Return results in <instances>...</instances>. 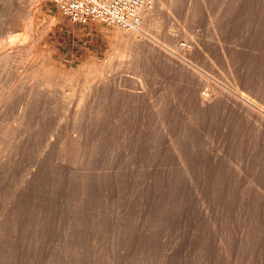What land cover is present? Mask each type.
<instances>
[{"label": "rangeland", "instance_id": "obj_1", "mask_svg": "<svg viewBox=\"0 0 264 264\" xmlns=\"http://www.w3.org/2000/svg\"><path fill=\"white\" fill-rule=\"evenodd\" d=\"M160 1L172 63L141 49L86 86L115 27L0 0V92L52 82L0 103V264H264V111L228 94L264 108V0Z\"/></svg>", "mask_w": 264, "mask_h": 264}, {"label": "bare ground", "instance_id": "obj_2", "mask_svg": "<svg viewBox=\"0 0 264 264\" xmlns=\"http://www.w3.org/2000/svg\"><path fill=\"white\" fill-rule=\"evenodd\" d=\"M37 3H39L38 1L39 0H35ZM155 3V2H154ZM43 4V3H42ZM159 4H161V1L160 0H158V5ZM25 5V4H24ZM38 6V5H37ZM154 7V6H153ZM152 7V9L151 10H149V11H146L145 13H144V15H143V19H142V21H141V23H140V25L138 26V28H136V29H133V30H124V29H121V28H118V27H115V29H114V33H113V37H114V44H115V46H114V49H115V54L113 55V54H109L108 56H107V58L98 66V67H96V68H94L93 70H92V72H90L89 73V75H87V78H84L85 79V85L86 86H89V83L90 82H92V81H94L95 79L97 80V79H100V81L99 82H97L96 80V82H97V86H101L102 84H104L106 81H104V79H103V76H104V74L106 73V72H108V71H112L114 68H118V67H122V66H124V64L125 63H130V62H132V60L134 59V57L136 56V55H138L139 54V52H140V50L141 49H146L148 52H150V53H153V54H156L157 56H159V57H162V59H164L165 61H167V62H169V63H172V61H173V59L174 58H176V57H174L173 55H172V53H168V52H165V54H161V52H159V50H157V48L156 47H159L158 46V44L157 43H159V41H157V40H155V39H153V37H150L147 33H145V29H146V27L149 25H153V23L152 22H154L155 21V19H156V17L158 16V9H156V7H155V9ZM32 8V7H31ZM29 10V9H28ZM157 10V11H156ZM160 22V21H159ZM156 23H157V21H156ZM155 24V23H154ZM157 24H160V23H157ZM148 26V27H149ZM159 26V25H158ZM155 27V26H154ZM17 30V29H16ZM16 30L15 31H13V32H16ZM27 30V29H26ZM149 30V29H148ZM168 30V29H167ZM171 31V30H170ZM17 32H19V31H17ZM22 33V32H21ZM24 33V32H23ZM36 33V32H35ZM16 35H17V33H15ZM14 34V35H15ZM20 33H18V35H19ZM26 35H27V33H25ZM25 35V36H26ZM8 36H10V35H8ZM22 36V35H21ZM36 36H37V34H36ZM27 37V36H26ZM39 37H41V35H39ZM21 38V37H20ZM23 38V37H22ZM16 39V38H15ZM18 39V38H17ZM41 39V38H40ZM19 40V39H18ZM25 40V39H24ZM16 42V41H15ZM15 42H14V44H15ZM35 43V42H34ZM5 44H6V42H5ZM30 44V43H29ZM159 44H161V43H159ZM41 45V44H40ZM13 46V45H12ZM30 46V45H29ZM32 46V45H31ZM30 46V47H31ZM162 46H164V45H162ZM162 46L160 47V48H162ZM168 46V45H167ZM175 46V45H174ZM10 47V46H9ZM24 47V46H23ZM37 47V46H36ZM185 47V46H184ZM26 48V47H25ZM168 48V47H167ZM178 48H180L179 46H178ZM188 48V47H187ZM10 49V48H9ZM32 49V47L30 48V49H28L27 48V51L28 52H30V54L32 55V53H33V51L31 50ZM169 49V48H168ZM170 49H172V47L170 48ZM169 49V50H170ZM175 49V48H174ZM185 49V48H184ZM183 49V50H184ZM13 50V49H12ZM20 50V49H19ZM173 50V49H172ZM175 50H177V49H175ZM10 51H11V49H10ZM25 51V50H24ZM36 53L38 54V55H42L43 56V54L41 53V51L39 52L38 51V49L36 48ZM167 51V50H166ZM174 51V50H173ZM20 52V51H19ZM18 52V53H19ZM175 52V51H174ZM177 52V51H176ZM178 53V52H177ZM176 53V54H177ZM21 54V53H20ZM19 54V55H20ZM179 54V53H178ZM177 54V55H178ZM183 54H184V52H183ZM34 55V54H33ZM227 55V54H226ZM11 56H13L12 54H11V52H4V53H2L1 55H0V61H2L3 63H7L10 59H11ZM22 56V55H21ZM36 56V55H35ZM34 56V57H35ZM41 56V57H42ZM178 56H180V55H178ZM223 56H224V54H223ZM14 57H16V56H14ZM181 58L182 57H184V56H180ZM180 57H177V58H180ZM24 58V57H23ZM185 58V57H184ZM18 59V58H17ZM21 59V57L19 58V60ZM14 60V59H13ZM24 60H25V58H24ZM135 60V59H134ZM178 60V59H177ZM181 60H183V59H181ZM186 60V59H185ZM17 61V60H16ZM16 61H14V62H16ZM180 61V60H179ZM184 61V60H183ZM27 62V61H26ZM44 63V62H43ZM92 63V62H91ZM173 63H175V62H173ZM4 64V65H5ZM93 64H95V62L93 63ZM184 64V63H183ZM127 65V64H126ZM126 65H125V67H126ZM136 66V65H135ZM7 66H1L0 67V69L1 70H4L5 68H6ZM87 67V66H86ZM85 67V68H86ZM138 69V68H137ZM194 69V68H193ZM51 70V69H50ZM185 70V69H184ZM9 71V70H8ZM14 71V70H13ZM17 71V70H16ZM188 71V70H187ZM10 72H11V70H10ZM15 72V71H14ZM13 72V73H14ZM51 72V71H50ZM50 72L48 71V68L46 69H43L42 68V66H35V67H32L30 70H28V69H25L23 72H19L16 76H15V78H14V82L12 83V85L11 86H9L7 89H4L3 91H1L0 92V103H6V102H8V101H10L14 96H15V94H16V91H19L20 92V89H21V86H24V78H25V80L26 81H31V80H33V79H35V78H40V80L42 79L43 81H44V83H50V81H49V79H51V78H49V74H50ZM127 72V71H126ZM189 72V71H188ZM200 72V71H199ZM16 73V72H15ZM83 73V72H82ZM84 74V73H83ZM198 74V73H197ZM195 75V74H194ZM200 75V74H199ZM111 76H113V75H111ZM83 77H85V76H83ZM200 77H202V76H200ZM109 78V77H108ZM204 78V77H203ZM56 80V79H55ZM200 80H201V78H200ZM72 81V80H71ZM202 81V80H201ZM204 81V80H203ZM39 82V81H38ZM37 83V82H36ZM52 83V82H51ZM50 83V84H51ZM95 84V83H94ZM237 84V83H236ZM221 85V84H220ZM35 86V85H34ZM60 86V85H59ZM66 86V85H65ZM84 86V85H83ZM208 86V85H207ZM213 86V85H212ZM31 87H32V85H31ZM50 87V86H49ZM119 87H121V86H119ZM216 87V86H215ZM222 87V86H221ZM220 87V88H221ZM28 88V87H27ZM71 88H73V87H71ZM211 88V87H210ZM218 88V87H217ZM236 88H238V87H236ZM36 89V88H35ZM40 89V88H39ZM38 89V90H39ZM122 89V88H121ZM142 89V88H141ZM203 89V88H202ZM41 90V89H40ZM83 90H85V89H83ZM87 90V89H86ZM126 90V89H125ZM211 90V89H210ZM235 89H233V91L232 90H230V92H232V93H228V94H232L231 96H232V98L234 99V102H235V104H237L238 106H240L241 108H243L244 110H246V111H248V112H252L254 115H256L255 114V112H253L254 111V107H257L258 109H259V111H264V110H262V109H264L263 107H259V104H258V102H256V100L255 99H252L249 95H247V94H245V93H243V92H241V90H237L236 89V91H234ZM26 91H27V89H26ZM118 91V90H117ZM132 91V90H131ZM135 91V90H134ZM139 90H137V91H135L136 93L138 92ZM214 91V90H213ZM219 91H221V90H219ZM227 91V90H226ZM229 91V90H228ZM70 92V91H69ZM119 92V91H118ZM212 92V91H211ZM222 92V91H221ZM72 93H74V92H72ZM71 93V94H72ZM80 93V92H79ZM78 93V94H79ZM95 93V92H94ZM140 93V92H139ZM218 93H220V92H218ZM223 93H226L225 92V90L223 91ZM247 93V92H246ZM227 94V93H226ZM33 95V90L31 89V88H29V90H28V96L30 97V96H32ZM74 95V94H73ZM137 95H139V94H137ZM140 95H141V93H140ZM200 95H203V93L201 94L200 93ZM199 95V96H200ZM256 95V94H255ZM82 96V95H81ZM80 96V97H81ZM204 97H202L201 96V98H202V103H206L207 101H208V99L207 98H205V96L206 95H203ZM208 96V95H207ZM214 96V95H213ZM218 96H219V94H218ZM222 96H223V94H222ZM69 97H67V99H68ZM83 98V97H82ZM210 98H211V96H210ZM70 99H72V97H70ZM226 99H228V98H226ZM64 100H65V98H64ZM210 100V99H209ZM213 100H215V98L213 99ZM29 101V100H28ZM65 101H67V100H65ZM81 102V101H80ZM201 103V104H202ZM81 104V103H80ZM209 104H211V102L209 103ZM235 104H233V105H235ZM258 104V105H257ZM206 105V104H205ZM147 106V105H146ZM156 106V105H155ZM202 106V105H201ZM207 106V105H206ZM0 107H1V105H0ZM239 107V108H240ZM156 108V107H155ZM2 110H3V108H2ZM77 110V109H76ZM242 110V109H241ZM253 110V111H252ZM256 110V109H255ZM258 111V110H257ZM246 114H247V112H245ZM244 113V114H245ZM258 114V113H257ZM261 114V113H260ZM76 115V114H75ZM262 115H263V113H262ZM261 115V116H262ZM163 116V115H162ZM249 116V115H248ZM258 116V115H257ZM251 117V116H250ZM249 117V118H250ZM252 118H253V116H252ZM263 118H264V115H263ZM254 120V119H253ZM8 123V122H7ZM10 125V124H9ZM17 126V125H16ZM16 126H12V128L10 127V126H7V128H6V131H5V137L6 136H11V135H16L17 134V127ZM4 129V128H3ZM52 139V138H51ZM75 144H77L76 142H75ZM62 146H64V145H62ZM75 146H78V145H75ZM61 148V147H60ZM35 170V169H34Z\"/></svg>", "mask_w": 264, "mask_h": 264}, {"label": "built area", "instance_id": "obj_3", "mask_svg": "<svg viewBox=\"0 0 264 264\" xmlns=\"http://www.w3.org/2000/svg\"><path fill=\"white\" fill-rule=\"evenodd\" d=\"M52 3L72 22L89 24L101 22L111 27L133 30L155 0H45Z\"/></svg>", "mask_w": 264, "mask_h": 264}]
</instances>
